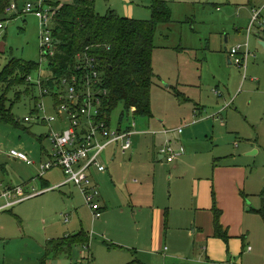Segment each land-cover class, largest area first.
Instances as JSON below:
<instances>
[{
  "label": "rangeland",
  "instance_id": "374dc122",
  "mask_svg": "<svg viewBox=\"0 0 264 264\" xmlns=\"http://www.w3.org/2000/svg\"><path fill=\"white\" fill-rule=\"evenodd\" d=\"M27 1L29 0H20L19 5L24 8ZM59 1L66 3L73 0ZM167 1L172 11V22L160 23L154 38L152 57L156 78L152 85V116H137L132 112H125L124 105L120 104L111 114L113 128L116 129L121 124L123 129L134 131L133 142L139 140L136 150L140 152L135 154L134 159L145 167L150 193L155 187V177L156 195L161 193L168 202L171 197L168 179L171 167L159 160L158 153L164 141V134H160V130L165 128L163 132L184 126L182 137H186L192 126L187 123L192 120V113L199 104L204 106L203 109L208 114L233 101L231 107L224 109L226 122L223 127L221 123L217 125L218 120L215 118L218 117L214 115L211 118L213 122L209 121L206 129L193 134L187 142L184 139L187 159L184 168L191 170L194 164L199 165L204 168L200 176L204 178L210 175L215 157L218 162L225 159H229V162L236 160L239 164L249 165L251 187H255L256 183L264 185V149L260 154L255 152L256 148L251 149L258 141L264 148V46L261 44L264 41V31L259 33L254 30L250 37L251 50L258 55V59L249 65L246 73L230 63L227 55L239 41H246L244 30L248 28L253 15L250 7L252 0ZM154 2L155 0H97L96 12L107 15L114 11L122 17L149 20L153 17ZM4 19L6 28L0 39V71L11 58L41 63L39 43L42 29L38 16L22 12L19 14L18 11L8 9ZM239 28H243L242 33L237 35ZM234 37L238 39L234 40ZM48 67L49 61L44 60V77L48 76ZM32 76V82L36 84L38 73ZM217 90L220 96L216 95ZM200 96L203 98L199 99ZM8 98L13 103L11 108L14 121L19 124L0 120V188L7 187L9 183L17 185L27 181L33 188L41 191L14 207L0 211V264H139L137 259L146 264H221L225 260L230 261L227 244L225 249L212 248L208 254L207 245L196 238H190L185 243L181 239L173 245L167 241L169 250L165 252L161 251L158 244L152 248L150 242L144 244L145 248L141 246L144 248L142 251L138 250L134 245L139 232L135 214L132 204L125 206L122 203L124 201L118 199L119 196L126 198L123 194H116L117 200L107 202L104 215L94 219L88 204L74 184L55 190H42L46 186L38 185L42 179H38L39 165L29 166L9 156L12 149L25 151L40 164L48 159L49 154H53L49 137L50 125L35 120L25 121L26 117L37 116L38 103L42 101L39 88L32 85L29 89L24 85L15 87L9 91ZM44 102L48 106L49 115H52L50 99L45 98ZM213 125H216L214 130ZM53 126L58 127V123ZM169 136L179 137L175 133ZM172 143L175 147L176 141ZM112 149L115 151L114 147L107 149V155L111 154ZM108 157H103L104 164L108 163ZM46 177L50 178L51 185L66 179L60 168L49 171ZM109 180L114 187L115 183L110 178ZM174 185L176 184L173 183L172 186ZM32 187L27 190L28 193L33 192ZM81 205L88 211H79ZM121 206L124 207V213L120 212ZM107 212L109 215H106ZM66 215L69 216L68 222ZM75 229L84 230L90 237L89 243L73 244L70 254L64 253L57 257L51 254L49 239L72 236ZM182 232L188 234V230L175 234L180 237ZM261 237L260 233L259 238ZM119 241H124L132 248L117 246ZM258 246L261 254L258 262H246L247 264H264V238ZM163 253L168 256L163 257ZM227 264L241 263L234 259Z\"/></svg>",
  "mask_w": 264,
  "mask_h": 264
},
{
  "label": "crops",
  "instance_id": "0c3cea01",
  "mask_svg": "<svg viewBox=\"0 0 264 264\" xmlns=\"http://www.w3.org/2000/svg\"><path fill=\"white\" fill-rule=\"evenodd\" d=\"M50 1L51 0H49V2ZM250 3L252 14L254 15L255 10L260 9L263 6L264 0H252ZM20 8L22 9V6H20ZM253 15L251 16V20L248 23V28L244 30L246 41L248 40V30L251 26ZM242 29L239 28L237 30V35H239V33H242ZM254 30L259 31L260 33L264 31V28L259 24H255L252 27L251 33L249 34V39L252 36ZM237 39L238 38L234 37V40ZM262 42L264 41H261V44ZM229 51L227 55L230 59ZM255 55L256 56L252 57V59L250 60L246 70H248L251 63L255 62L258 59V55L256 53ZM40 67L41 63H39L38 69H40ZM30 77L33 80V76ZM47 77L43 76L44 80H46ZM29 78L28 81L32 82V80L30 79V81ZM202 98L203 97L201 96L199 97V99ZM232 103L233 101L228 103V105H226L224 108L213 110L215 112L212 111L213 113L208 114L203 109L204 106L202 104H199L198 108H196V110H194L192 113V120H190V122L186 121L188 122V125H192L190 126L187 132L188 135L186 137H182V135L184 134V129L182 132H180V127L173 130H164L163 132L162 130L165 128H162V130H160V134H164V141L162 145L164 146L169 143L177 151L178 154V157L173 162H168L166 159V155L162 152V145L158 153L159 160H161V162H166L171 167V171L169 172L168 177L171 184V197L169 198L168 202L163 199L161 193L159 194V196L156 195L155 177L153 179L155 181V187L152 193H150V184L145 174V167H143L142 163H138L134 159L135 154L140 153L138 150H136L139 146V140L133 142L132 151L127 155L123 154L117 148L115 149V151L112 149L110 155H107L106 152L105 156H109V159H107L108 163L105 164L107 166V170L103 172L95 171L93 175L95 182H97V184L100 186L102 209H107L108 201H110V203H113L117 200L115 197L116 194H123V196L125 195L124 197L126 198H123L122 196H119L121 198H119L118 196L117 197L118 199L124 201L122 203L125 206L127 204H132L133 212L135 214V223L139 229L135 240L136 244H134L136 245L135 247L138 250L142 251V249L145 248L144 244L146 245L150 242L152 248H155V246L158 244L162 248L161 251L165 252L166 250H169L167 241L173 245L175 241L179 242L181 239L185 243L188 242L190 238L191 240L196 238V240L203 241L207 245L208 254L211 252L212 248L220 247L225 249L226 244L228 245L227 252L228 256H230V261L228 262L225 260L221 264L230 263L234 259L241 264H247L246 262H258L259 257L261 256L258 245L264 238V185H262V183H256L255 187H251L249 185V172L251 171L249 165H247L246 163L239 164L236 162L235 158H233L235 160L234 162H229V159L218 162L216 161L215 157L212 162L213 167L211 168L210 175L204 176V178L200 177L201 172L204 170V168H201L199 165L194 164L191 170H187L184 168L185 160H187L185 159L186 149H184L183 146L184 139H186L187 142V139H191L193 137V134L199 133L201 129H206V124L209 121L213 122L211 118H214L212 117L214 115L215 117H218L215 118L216 121L218 120L217 125H220L221 123V127H223L226 122L223 115L224 109L231 107ZM204 114H206L207 116L203 117L202 115ZM215 127L216 125H213L212 130H214ZM171 133L178 134L179 137L176 138L173 136H169ZM173 141H176L175 147L172 143ZM259 142L260 141L256 142V144L251 147V149L256 148L255 152L258 154H260L262 152V149H264L259 145ZM60 170L65 176L63 170ZM47 174L48 172L40 180V183L38 182V185L43 184L47 187H45V189L43 188L42 190L54 187L55 185L60 183L55 182L54 185H51L52 183L50 178L46 177ZM109 178L113 181V183H115L114 187H112ZM173 183H175L176 185L172 186ZM71 184H67L64 186H69ZM6 186H22L24 187V190L26 192L27 190H31L30 187H32V185L27 181L20 182L17 185H12L11 183H9ZM74 186L82 195L79 187H77L75 184ZM32 189L33 192L31 193H34L35 191H41V189L38 191L33 187ZM1 203L2 201L0 202V204ZM214 203L217 209L221 211L220 224L222 225L224 231L227 230L228 232V236L226 239L216 235V226L214 225L215 210H213ZM119 209L120 212H125L123 206L119 207ZM80 210L88 211L82 205L80 206L79 211ZM75 211L78 212V209L75 208ZM89 211H91L92 213L91 208ZM106 215H109V212H107ZM94 219L96 218L94 217ZM186 230H188V234L182 232L183 235L180 237L179 235L177 237V235L175 234V232ZM260 233L262 234L261 238H259ZM85 236L88 237L87 233L84 230H76V232L72 234V236H70L75 240L72 243V247L75 243L84 244ZM65 237L68 236L66 235L63 237H58L57 239H49L48 245L50 247V253L54 254L55 257L60 254H70L72 252V247L70 250L64 247V249L58 254L53 251L55 244L57 245L59 240ZM123 242L124 241H119V244H117V246H122L129 249L132 248L131 245H127V243ZM141 246L144 248H142ZM162 256L167 257L168 255L167 253H163ZM137 261L139 262V264H146V262L143 260L137 259Z\"/></svg>",
  "mask_w": 264,
  "mask_h": 264
},
{
  "label": "built area",
  "instance_id": "2783aa9c",
  "mask_svg": "<svg viewBox=\"0 0 264 264\" xmlns=\"http://www.w3.org/2000/svg\"><path fill=\"white\" fill-rule=\"evenodd\" d=\"M8 9L34 14L39 18L40 29H42L39 43L41 67L37 71L39 77L36 80V87L39 88L42 101L38 103L37 116L26 117L25 121L48 123L51 127L49 137L53 147V154H49L48 159L41 161L40 164L25 151L12 149L9 155L29 166L39 165L38 179L43 178L47 172L55 168L62 169L66 179L44 191L73 183L79 187L94 217L101 218L103 215L101 192L100 186L94 180V172L107 170L103 157L109 147L117 148L126 155L132 151L134 131L123 129L121 125L116 129L113 128L112 116L109 114L106 103L109 91L105 87L100 62L89 52L90 48L76 55L77 61L71 73L62 78H56L53 74L50 58L55 55L56 44L52 29L53 6L49 4V0H29L22 9L17 2H13ZM263 10L264 4L260 9L255 10L248 30V40L237 44L229 51L232 64L242 68L245 73L250 60L256 56L250 50L249 34L255 24L264 28ZM5 28L4 21H0V39ZM43 59L49 61V73L46 80L42 75ZM30 79L32 80L31 77ZM51 82L53 85H49ZM215 92L221 95L219 91ZM45 98L50 99L52 115H49L48 106L44 102ZM54 123H58V127L54 128ZM179 131L182 132L183 127H180ZM162 152L166 155L168 162H173L178 157L177 151L169 143L162 147ZM37 193L40 192L27 193L22 186L0 188L2 201L0 210L14 207ZM68 221L69 216L66 215V222Z\"/></svg>",
  "mask_w": 264,
  "mask_h": 264
},
{
  "label": "trees",
  "instance_id": "16d2710c",
  "mask_svg": "<svg viewBox=\"0 0 264 264\" xmlns=\"http://www.w3.org/2000/svg\"><path fill=\"white\" fill-rule=\"evenodd\" d=\"M19 1L0 0V21L5 20L4 14L11 3L19 4ZM96 1L49 2L53 5L52 29L56 44L55 55L50 58L53 74L56 78H62L71 73L77 61L76 55L90 48L89 52L100 62L105 87L109 91L106 101L109 114L123 104L125 112L151 117L152 85L156 78L152 57L155 49L154 38L160 23L172 22L169 2L155 0L152 19L139 20L122 17L114 11L102 15L96 12ZM38 68V62L11 58L0 71L1 121L19 124L14 121L11 108L13 103L9 101L8 93L12 88L22 85L28 89L30 85L36 87L28 78L37 73ZM213 210L216 235L226 239L228 232L220 224L221 211L215 203ZM74 241L70 236L65 237L55 244L53 251L58 254L64 247L70 250ZM88 242L89 235L85 236L84 244Z\"/></svg>",
  "mask_w": 264,
  "mask_h": 264
},
{
  "label": "water",
  "instance_id": "95a60500",
  "mask_svg": "<svg viewBox=\"0 0 264 264\" xmlns=\"http://www.w3.org/2000/svg\"><path fill=\"white\" fill-rule=\"evenodd\" d=\"M262 44L264 45V42H262ZM229 62L232 63L231 58L229 59Z\"/></svg>",
  "mask_w": 264,
  "mask_h": 264
}]
</instances>
